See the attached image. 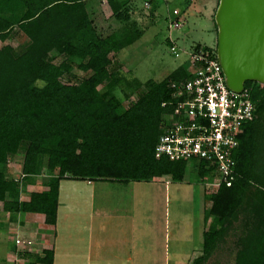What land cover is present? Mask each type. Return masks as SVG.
<instances>
[{
  "label": "trees",
  "instance_id": "trees-1",
  "mask_svg": "<svg viewBox=\"0 0 264 264\" xmlns=\"http://www.w3.org/2000/svg\"><path fill=\"white\" fill-rule=\"evenodd\" d=\"M105 1L118 26L102 35L84 0H0V42L14 37L26 42L18 49L0 44V211L42 213L44 224L52 227L60 180L183 179L189 161L155 157L154 146L176 117L173 112L182 97L175 92L190 73L178 64L158 81H141L130 71H120L117 53L139 39L146 25L131 17L129 0ZM143 5L150 8V16L157 7L153 0H143ZM173 11L179 18L174 8L170 16ZM198 50L214 56L215 49L199 44L191 52ZM73 67L88 75L63 82L62 75ZM243 86L253 112L241 124L230 152L229 185L221 182L208 189L212 166L206 169L203 159L190 161L209 201L201 251L190 264H203L227 237L233 264H264V86L254 81ZM19 150L20 174L7 177V162ZM39 175H44L41 189L20 200L21 185ZM10 248L26 264L52 262L51 248L42 254Z\"/></svg>",
  "mask_w": 264,
  "mask_h": 264
},
{
  "label": "rangeland",
  "instance_id": "rangeland-1",
  "mask_svg": "<svg viewBox=\"0 0 264 264\" xmlns=\"http://www.w3.org/2000/svg\"><path fill=\"white\" fill-rule=\"evenodd\" d=\"M153 1L157 7L152 10L150 16L151 10L143 5V0H131V17L140 25L143 24L146 26L141 37L130 46L120 50L115 58L119 63L120 71H130L132 75L141 81L148 78L158 81L178 64H186L191 49L196 44L209 47L212 50L215 49L216 35L212 16L217 0H187L188 4L186 5V0ZM85 4L91 9L89 18H91L97 33L105 35L118 26V22L110 18V11L105 0H85ZM173 8L180 12L179 19L181 26L179 28L169 29L167 27L169 18L171 17L170 20L175 18L174 15L170 16ZM2 43H9L14 49H18L26 42L24 40L20 42L14 37L13 39L0 42V44ZM171 45L178 50L179 53L177 55L171 53L169 49ZM60 58L58 56L56 62ZM116 61L111 66L112 68H115ZM86 75H88V72L85 73L73 67L68 75L63 74L61 79L63 82L73 83ZM134 98L135 95L132 94L130 99ZM126 104L127 101L123 100L122 106L125 107ZM21 150L8 160L6 169L7 177L18 178L22 160ZM194 171L193 162H187L183 179L180 182L167 185L166 197L160 195V199L157 198V203L160 202L158 204L160 215L162 217L165 215V221L160 222L158 239L154 240L152 245L156 248L160 258H166V264H190L191 260L199 255L201 251L203 213L209 207V201L206 199L208 194L206 187L208 188L210 186L204 187V181L195 176ZM40 179L37 178V180H34L36 184L32 186H30L32 183L30 181L22 184V190H27L23 195L27 194L30 190L40 189L42 187V185H39ZM167 180L169 181V179H165V181ZM115 183L107 181L92 182L98 188L103 186V184H107L102 189V192H106L107 195L106 198L101 197L103 200V209L99 211L100 213L95 212L93 214L92 225L94 228L97 215L101 217L105 210L107 212L115 210L114 214L109 212L110 215L108 218L101 217L99 222L103 224L104 232L106 230L109 231L112 226V229L115 228V231L119 230V234L127 236L129 233V217L127 215L131 213V207H133L132 194L135 186L132 187L129 183ZM148 188L152 189L153 187L148 185ZM60 189L61 191L69 190L70 193H75L76 191H82L88 188L85 183H82V180H69L68 182L61 183ZM134 192H137L135 195L141 193L148 195L146 189H139L137 191L135 189ZM73 196L75 195L69 194V198ZM76 200L81 199L78 198ZM120 216H123V218H119ZM6 220L7 217L2 216L0 213L1 230ZM239 222L236 221V225ZM99 232L102 233L103 231ZM47 233L42 236L43 238L38 234L32 237L31 240L29 237L27 238L25 232L23 243H25L26 249L39 251L50 247L48 242L49 240L51 242V233L50 231H47ZM70 237L72 236L69 235ZM229 238L227 237L226 242L203 264H233L234 255ZM29 239L34 243L30 244ZM3 242L0 238V264H26L25 262L20 263L21 260L20 262L19 260H15L14 256L12 258L10 257V259L7 258L5 251L8 252L7 250L10 249L8 247L12 243L8 241L7 244L1 245L4 244ZM37 253L42 254V252ZM58 259H62L61 254L58 255ZM102 264L108 263L103 262ZM110 264H113V262H110Z\"/></svg>",
  "mask_w": 264,
  "mask_h": 264
},
{
  "label": "crops",
  "instance_id": "crops-1",
  "mask_svg": "<svg viewBox=\"0 0 264 264\" xmlns=\"http://www.w3.org/2000/svg\"><path fill=\"white\" fill-rule=\"evenodd\" d=\"M129 2L131 3V0ZM85 7L88 14H90L91 9L86 4ZM110 18L117 21L113 17ZM40 176L43 175L31 178L30 182L32 183L30 186L36 184L34 180L40 179ZM165 179L169 178L155 177L150 181L128 182L132 187H135L132 194L133 207H131V213L127 215L129 217V233L127 236L119 234V230L115 231L112 226L111 228L108 227L110 228L109 231L106 230L104 232L103 224L99 222L101 217L108 218L110 213L114 214L115 210L112 212L105 210L101 217L97 215L96 224L93 228V214L95 212L100 213L99 211L103 209L101 197L106 198L107 195L106 192H102V189L107 184H103V186L98 188L92 184V181L82 180V183H85L88 189L70 193L69 190L61 191L60 189L61 183L71 180L64 179L59 181L55 225L47 227L43 222L42 213L17 212L11 214L0 211L2 216L7 217L4 222L5 225L3 224V229H0V238L4 241V244L1 245H5L10 241L12 243L10 247L14 245L16 250L30 251L31 249H26V245L23 243L25 232L27 238L29 237L32 240V237L38 234L42 237L48 234L47 231H50L51 242L49 240L50 247L48 248H51L53 252L51 264H102L103 262L108 264L110 262H113V264H166V258H160L156 248L152 245L154 240L158 239L160 222L165 221V215L163 217L160 215L158 206L160 202L157 203V198L160 199V195L166 197V186L170 183H176L170 180L165 181ZM39 185H41V179ZM148 185L153 188L149 189ZM135 189L136 191L146 189L148 195L143 193L135 195L137 193L134 192ZM26 191L20 187V200L28 198L30 191L23 195ZM69 194H74L75 196L69 198ZM78 198L81 200H76ZM96 199L97 201L95 202ZM119 218H123V216ZM99 231L103 232L100 233ZM69 235L72 237L69 238ZM30 239L29 243L33 244L34 242ZM7 251H5L7 258L10 259V257L14 256L15 260H19V262L21 260L20 263L24 262L23 258L18 257L15 252L11 251V248ZM30 252L37 253L42 252V250ZM59 254L62 255V259H58Z\"/></svg>",
  "mask_w": 264,
  "mask_h": 264
},
{
  "label": "built area",
  "instance_id": "built-area-1",
  "mask_svg": "<svg viewBox=\"0 0 264 264\" xmlns=\"http://www.w3.org/2000/svg\"><path fill=\"white\" fill-rule=\"evenodd\" d=\"M172 14L175 18L168 21L167 27L179 28L177 12ZM169 49L174 55L179 53L172 45ZM185 66L190 77L175 92L182 99L173 112L175 119L158 137L154 156L203 159L207 161L205 168L212 166L214 173L211 181L205 182L208 189L221 182L229 185L233 164L230 152L242 130L241 124L252 117L253 103L244 90L235 92L226 86L215 52L214 56L206 50L190 52Z\"/></svg>",
  "mask_w": 264,
  "mask_h": 264
},
{
  "label": "water",
  "instance_id": "water-1",
  "mask_svg": "<svg viewBox=\"0 0 264 264\" xmlns=\"http://www.w3.org/2000/svg\"><path fill=\"white\" fill-rule=\"evenodd\" d=\"M215 57L226 86H264V0H217L213 12Z\"/></svg>",
  "mask_w": 264,
  "mask_h": 264
},
{
  "label": "clouds",
  "instance_id": "clouds-1",
  "mask_svg": "<svg viewBox=\"0 0 264 264\" xmlns=\"http://www.w3.org/2000/svg\"><path fill=\"white\" fill-rule=\"evenodd\" d=\"M214 52H215V50H214ZM243 90V89H242Z\"/></svg>",
  "mask_w": 264,
  "mask_h": 264
}]
</instances>
